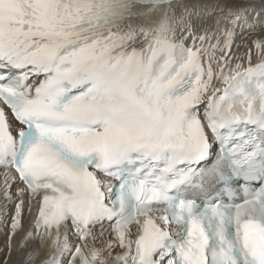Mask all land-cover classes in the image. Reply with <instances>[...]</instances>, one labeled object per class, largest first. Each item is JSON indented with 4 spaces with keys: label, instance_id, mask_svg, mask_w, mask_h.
I'll list each match as a JSON object with an SVG mask.
<instances>
[{
    "label": "snow or ice",
    "instance_id": "obj_1",
    "mask_svg": "<svg viewBox=\"0 0 264 264\" xmlns=\"http://www.w3.org/2000/svg\"><path fill=\"white\" fill-rule=\"evenodd\" d=\"M264 264V0H0V264Z\"/></svg>",
    "mask_w": 264,
    "mask_h": 264
},
{
    "label": "bare ground",
    "instance_id": "obj_2",
    "mask_svg": "<svg viewBox=\"0 0 264 264\" xmlns=\"http://www.w3.org/2000/svg\"><path fill=\"white\" fill-rule=\"evenodd\" d=\"M2 257V256H0ZM23 258V253H16L12 257L11 264H19V261Z\"/></svg>",
    "mask_w": 264,
    "mask_h": 264
},
{
    "label": "rangeland",
    "instance_id": "obj_3",
    "mask_svg": "<svg viewBox=\"0 0 264 264\" xmlns=\"http://www.w3.org/2000/svg\"><path fill=\"white\" fill-rule=\"evenodd\" d=\"M3 259V257H0V260H2Z\"/></svg>",
    "mask_w": 264,
    "mask_h": 264
}]
</instances>
